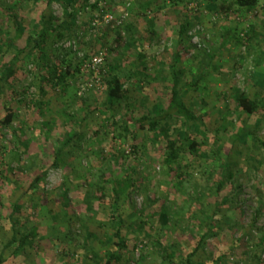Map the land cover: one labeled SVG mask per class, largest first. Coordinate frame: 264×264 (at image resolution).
Wrapping results in <instances>:
<instances>
[{
    "label": "rangeland",
    "instance_id": "1",
    "mask_svg": "<svg viewBox=\"0 0 264 264\" xmlns=\"http://www.w3.org/2000/svg\"><path fill=\"white\" fill-rule=\"evenodd\" d=\"M79 1V7L85 5V0ZM174 1L90 0V6L78 12L66 39L49 48L47 60L38 56L33 44L27 46V38L41 27L44 11L54 16L57 25L69 20L66 4L0 0V78L6 75L0 80V120L6 116V105L17 109L15 122L0 126V194H7L0 205L2 264H87V255L95 256L92 248L102 255L111 248L100 239L111 235V227L101 225L113 213L129 224L124 228L127 264H182L207 231L211 215L224 230L206 238L198 256L202 263L264 264V151L258 140L264 139V112H242L236 101L241 92L251 98L264 94V0L242 10L225 0ZM95 2L98 8L92 7ZM68 9L72 11L71 6ZM185 23H189L188 35L180 45V25ZM21 27L25 28L22 37L11 44ZM65 49L79 58L103 53L104 68L101 65L81 79L80 89L71 79L65 90L48 84L45 114L39 115L42 66L58 64ZM174 68L190 83L185 102L204 117L205 126L193 129L192 136L202 137L201 130L213 142L198 158L186 155V173L164 179V156L169 140L178 137L180 123L174 119L162 123L155 137L139 130L130 141L119 140L118 148L126 156L116 159L109 154L112 132L107 117L112 112L117 117L150 115L156 103L166 102ZM113 72L127 78L129 97L108 105L104 80ZM44 121L52 123L49 137L42 132ZM75 122L84 136L74 140L80 148L67 156L70 167L51 168L44 187L30 192L35 167L51 162ZM243 127L251 132L245 142L237 140ZM23 140L30 149L21 158L17 144ZM230 161L236 175L222 192L227 202L216 206L213 188L223 164ZM101 169L108 174L102 178L108 191L125 176L134 179L117 210L96 200L93 209H87L88 182L96 181ZM16 202L32 207L29 228L36 225L39 236L33 247L14 256L6 244L12 236L9 208ZM140 221H145L143 230ZM171 251L175 256L168 257ZM219 256L223 260L216 262Z\"/></svg>",
    "mask_w": 264,
    "mask_h": 264
},
{
    "label": "trees",
    "instance_id": "2",
    "mask_svg": "<svg viewBox=\"0 0 264 264\" xmlns=\"http://www.w3.org/2000/svg\"><path fill=\"white\" fill-rule=\"evenodd\" d=\"M55 1H62L66 4L65 7L66 14L69 15V20L63 21L61 24H55V18L52 14L46 15L45 11L41 16L42 24L39 27L38 31L31 33L27 38V46L33 44V50H37L39 57L43 59H50L48 54L49 48L54 47L59 42L64 41L66 37L70 34L69 27L71 24L76 22V17L78 12L85 9V6H90L89 1L85 0V5L79 7V0H48V5H51ZM176 3L174 0H172ZM230 4V7H237L239 10L242 9H252L256 7L260 0H225ZM224 1V2H225ZM68 6L72 7V11H69ZM93 8H98V2L92 6ZM189 23L180 25V40L179 44L181 45L182 41L185 40L186 35H188ZM130 26L127 27V30L130 31ZM25 28H18L17 35L14 40H11V44L15 40L22 37ZM120 38V35L118 39ZM10 44V45H11ZM60 47V46H59ZM60 49H62L60 47ZM59 49V50H60ZM31 50V58L34 59V51ZM181 47L179 46L175 58L180 59ZM69 52L72 55H65ZM74 52L69 49H65L63 57L60 58V62L50 64H43L44 68L43 75L41 77L40 84V93L42 95L41 99L36 102L38 106L37 114H45L44 106L47 105L44 100L46 95V88L48 84L58 86L61 85L63 90L69 86V80L71 79L76 84H79V89L81 88L80 80L85 76H91L95 73L93 69H88L86 65L91 62L93 55L85 54L83 57H73ZM17 58V57H16ZM59 61V60H58ZM14 62L13 60L11 61ZM7 66V64H5ZM104 65V64H103ZM101 66L104 68V66ZM106 66V65H105ZM135 74V72H133ZM132 74V75H133ZM0 80H6V75ZM173 81L168 88V95L166 102H158L153 106L152 113L150 115H142L136 117L133 114H125L121 117H117L113 112L109 117H107V126L112 132L111 139V152L109 153L111 157L118 159L119 157H125V152L121 151L118 148V141L127 142L135 137L136 133L139 130L144 131L147 136H156L161 133L162 123L168 120H177L181 129L178 131V137L172 138L169 140V151L164 156L165 167L163 169V178L171 179L173 176H176L178 179L186 171H184L188 166L185 163L186 155H192L194 158L202 156L206 147L213 142V137L208 136L206 132H201L202 137L192 136V130L199 129V126H205L204 117L201 114H198L195 109L190 108L184 100L185 88L190 85L183 79L182 74L177 71L175 68L172 71ZM53 79H56L53 80ZM264 83V80H263ZM87 84V83H86ZM127 78H123L119 74L113 72L109 77L105 78L104 85L106 91V103L108 105H115L129 97V91L126 87ZM83 85V84H82ZM90 86H94V83H90ZM96 86V85H95ZM22 95V94H20ZM237 107L245 113L248 114H259L264 112V94L262 98H251L247 93L241 92L236 96ZM106 104V105H107ZM6 116L0 120L1 127H9L16 120V111L17 109L13 108L11 105L5 106ZM110 112V110H109ZM67 119L72 120V116L68 115ZM53 121V119H52ZM51 124L48 121H44L41 125L43 127L42 132L49 137V132L51 131ZM94 137L98 138L99 131L93 132ZM251 135V132L245 127L239 133L238 141L245 142L247 137ZM84 136L82 132L77 131L76 122L68 132V140L60 146L57 151L52 155L50 159L51 162H45L44 164H38L34 170V176L30 180L29 191L30 192H39V189L44 187L45 180L48 177L49 171L51 168L58 167H70L67 161V156L70 154H75L80 148L77 142L74 143L75 139H81ZM259 143L262 146L264 151V139H258ZM134 147H138V144L135 142ZM17 149L21 150L22 158L23 154H27L30 149V144L23 140L17 144ZM120 153V156L118 155ZM20 159V158H19ZM6 167V164H4ZM72 168V167H71ZM185 168V169H184ZM15 172L12 168H10ZM187 170V169H186ZM3 174V171H0V178ZM17 174V173H15ZM20 175V171L18 172ZM110 174V173H109ZM106 175L105 171L101 169L100 174L96 175L98 179L95 181L90 180L88 182V203L87 209L92 210V202L94 200L99 201L102 205L109 206L112 210H117V205L122 199V195L134 185V179L131 176H125L113 183L111 191H108L107 186L103 182L102 178ZM236 172L233 170L232 163L226 162L222 166L221 176L218 178V181L215 183L213 188L215 192V203L216 206L222 205L224 202H227L228 197L223 195L222 192L228 185L232 182ZM1 182V181H0ZM68 193V189H65V194ZM42 194H45V191H41ZM7 194H0V203L3 206L5 203V197ZM66 197V195H64ZM68 200V199H67ZM36 207V206H35ZM32 208V207H31ZM31 208H23L19 203H14L10 205L9 208V219L12 226V236L7 242V248H13L12 255L16 256L21 253L26 252L28 248L33 247L36 239L38 238V228L36 225H33L29 228V223L33 219V211ZM113 213V212H112ZM210 217V225L205 233L199 237L198 240L194 242L193 249L185 256L182 264H204L203 261L198 259V256L201 255V252L204 249L206 238L209 235L214 234L218 229L222 232L223 227L219 226L214 220L213 215ZM102 223V222H101ZM145 221H140L138 227L143 230ZM101 226L111 227V235L100 239V242L105 245L110 246L105 255L97 253L95 248H92L91 254L95 255L94 257L87 255L88 262L87 264H127L128 261L124 259L126 251L129 249L127 244L124 228L128 227L129 224L126 223L125 218L120 217V215H111L109 221L102 223ZM140 230V231H141ZM91 236L95 239H98V236L95 233H91ZM167 247L163 248V251H167ZM168 257L175 256V252L171 251L167 253ZM223 260L222 256H219L216 259V262ZM4 262L3 256L0 257V264ZM215 262V263H216ZM166 264V263H165Z\"/></svg>",
    "mask_w": 264,
    "mask_h": 264
},
{
    "label": "built area",
    "instance_id": "3",
    "mask_svg": "<svg viewBox=\"0 0 264 264\" xmlns=\"http://www.w3.org/2000/svg\"><path fill=\"white\" fill-rule=\"evenodd\" d=\"M104 62V54L99 53L96 56H94L90 63L86 65L88 69H93L94 71H98V68L103 64Z\"/></svg>",
    "mask_w": 264,
    "mask_h": 264
}]
</instances>
